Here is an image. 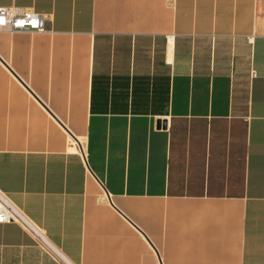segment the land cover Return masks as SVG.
<instances>
[{"label":"crops","instance_id":"obj_1","mask_svg":"<svg viewBox=\"0 0 264 264\" xmlns=\"http://www.w3.org/2000/svg\"><path fill=\"white\" fill-rule=\"evenodd\" d=\"M0 264H264V0H0Z\"/></svg>","mask_w":264,"mask_h":264},{"label":"built area","instance_id":"obj_2","mask_svg":"<svg viewBox=\"0 0 264 264\" xmlns=\"http://www.w3.org/2000/svg\"><path fill=\"white\" fill-rule=\"evenodd\" d=\"M44 15L23 7H0V32H43ZM18 223L42 243L44 236L0 192V223Z\"/></svg>","mask_w":264,"mask_h":264}]
</instances>
